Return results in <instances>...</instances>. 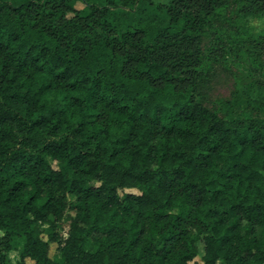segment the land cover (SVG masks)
Returning a JSON list of instances; mask_svg holds the SVG:
<instances>
[{"label": "trees", "instance_id": "trees-1", "mask_svg": "<svg viewBox=\"0 0 264 264\" xmlns=\"http://www.w3.org/2000/svg\"><path fill=\"white\" fill-rule=\"evenodd\" d=\"M229 1L0 0V264H264V88L198 86Z\"/></svg>", "mask_w": 264, "mask_h": 264}, {"label": "rangeland", "instance_id": "rangeland-1", "mask_svg": "<svg viewBox=\"0 0 264 264\" xmlns=\"http://www.w3.org/2000/svg\"><path fill=\"white\" fill-rule=\"evenodd\" d=\"M84 7L81 1L75 5L77 10H82ZM240 9L246 12L247 22L258 30L264 29V0H230L214 15L204 33L198 80L199 92L209 102L230 98L234 91L236 76L252 73L264 88V60H259L250 54L241 44L235 28L227 21L229 18L235 19ZM73 17V14H68L69 19ZM125 192L139 193L136 190ZM198 246L199 256L192 264L202 262L204 246L202 243ZM56 249L57 245L52 244L51 256H54ZM10 257L14 263L20 260L17 251H12Z\"/></svg>", "mask_w": 264, "mask_h": 264}, {"label": "clouds", "instance_id": "clouds-1", "mask_svg": "<svg viewBox=\"0 0 264 264\" xmlns=\"http://www.w3.org/2000/svg\"><path fill=\"white\" fill-rule=\"evenodd\" d=\"M0 234H2V233H0Z\"/></svg>", "mask_w": 264, "mask_h": 264}]
</instances>
